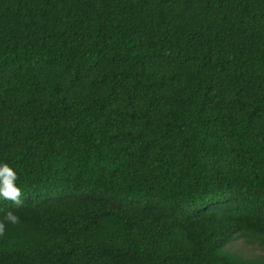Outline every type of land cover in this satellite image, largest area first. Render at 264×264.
Segmentation results:
<instances>
[{"label":"trees","instance_id":"trees-1","mask_svg":"<svg viewBox=\"0 0 264 264\" xmlns=\"http://www.w3.org/2000/svg\"><path fill=\"white\" fill-rule=\"evenodd\" d=\"M0 160V264H264V0H0Z\"/></svg>","mask_w":264,"mask_h":264},{"label":"clouds","instance_id":"clouds-1","mask_svg":"<svg viewBox=\"0 0 264 264\" xmlns=\"http://www.w3.org/2000/svg\"><path fill=\"white\" fill-rule=\"evenodd\" d=\"M17 170L9 162L0 160V199L20 203L21 189L17 183ZM18 216L8 211L0 219V233L4 231L5 224H17Z\"/></svg>","mask_w":264,"mask_h":264},{"label":"rangeland","instance_id":"rangeland-1","mask_svg":"<svg viewBox=\"0 0 264 264\" xmlns=\"http://www.w3.org/2000/svg\"><path fill=\"white\" fill-rule=\"evenodd\" d=\"M232 247H233V248H238V249H239L241 252H243V253H248V252H250L251 250H253L251 246H249V245H244V244H243L241 241H239V240L233 242Z\"/></svg>","mask_w":264,"mask_h":264}]
</instances>
